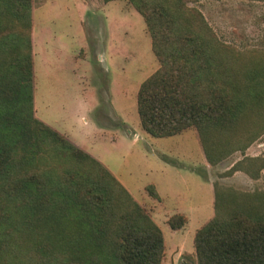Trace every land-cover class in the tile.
Wrapping results in <instances>:
<instances>
[{
  "label": "trees",
  "instance_id": "1",
  "mask_svg": "<svg viewBox=\"0 0 264 264\" xmlns=\"http://www.w3.org/2000/svg\"><path fill=\"white\" fill-rule=\"evenodd\" d=\"M128 1L159 63L136 93L142 130L161 138L193 128L212 166L243 151L264 115V49L243 59L188 6L195 0ZM32 28L33 0H0V249L8 264H162L163 233L145 208L35 116ZM255 158L232 168L254 177L247 165ZM145 191L158 198L152 184ZM213 193L215 214L193 237L196 264H264V191L214 183ZM185 220L175 214L167 224L177 230Z\"/></svg>",
  "mask_w": 264,
  "mask_h": 264
},
{
  "label": "rangeland",
  "instance_id": "2",
  "mask_svg": "<svg viewBox=\"0 0 264 264\" xmlns=\"http://www.w3.org/2000/svg\"><path fill=\"white\" fill-rule=\"evenodd\" d=\"M188 6L203 16L220 42L234 48L243 59L258 57L259 49H264V0H195ZM33 12L34 31L39 41L37 49L38 52L43 50L42 57L47 56V46H44L48 41L47 33L65 51L61 61L57 60L50 68L47 60L44 66L39 65V104L44 112L43 117L38 111L39 117L47 121V85L58 75L67 88L63 92L65 101L60 102L62 108L54 101L56 106L48 108L49 115L62 118L74 127L77 140L85 135L86 143L93 144L96 156L121 179L135 198L141 202L149 199L145 186L162 174L157 153H170L174 161L185 162L186 159L178 156L177 142L171 145L167 139L155 138L139 125L136 93L140 83L159 67L143 17L128 0H33ZM81 23L85 37L82 47ZM74 50L90 62L84 67L83 103L79 102L82 94L74 85L71 74L73 59L69 53ZM36 64L38 69L39 61ZM90 86L97 90L100 99V106L92 112L89 110L93 104ZM263 117H255L252 131L258 135L243 151H234L213 166L196 161L195 173L182 171L179 177L173 172L176 194L167 201L170 204L181 198L186 205L199 211L200 218L192 221L190 226L213 218L214 183L241 192L264 191V128H261L263 123L260 121ZM96 120L110 127L106 134L94 130ZM191 135L187 132L180 137L186 138L187 144L191 145ZM113 137L118 140L116 145ZM244 157H258L247 165L253 169L254 177L243 169L232 168ZM168 203H165L167 208ZM143 207L148 212V206ZM161 228L168 242L163 264H196L192 228L177 247L168 241V235L177 236L168 224L161 223ZM0 251V264H8V251L4 247Z\"/></svg>",
  "mask_w": 264,
  "mask_h": 264
},
{
  "label": "crops",
  "instance_id": "3",
  "mask_svg": "<svg viewBox=\"0 0 264 264\" xmlns=\"http://www.w3.org/2000/svg\"><path fill=\"white\" fill-rule=\"evenodd\" d=\"M81 27V37H80V47L84 46L85 44V37H84V32H83V24H80ZM35 25H34V12H33V28H32V45H33V107H34V113L35 116L43 121L45 124L50 126L51 128L55 129L58 131L60 134L65 136L69 141H71L73 144L77 145L80 148H83L87 152H89L92 156H94L97 160H99L102 164L104 162L101 161L100 158L96 156L94 153V146L93 144L86 143V136H80V140H77L75 138V132H74V127L69 126V124L65 123L62 118L59 119V117H55L54 119L49 115L48 113V108H53L54 106V101H57L58 107H63L60 102L63 100L65 101V97L63 92L67 90L66 86L61 83L62 79L58 75H55L54 79L51 80V84L47 85V121H45L43 118L39 117V114H41L44 117V112L41 111L40 109V104L39 101L41 100L40 93L41 91L39 90V65L44 66L45 61L47 60V64L52 66L53 63H57V60L59 62L61 61L62 53L65 51L62 50V45H59L57 41H54V37L52 35L47 33L48 41L47 45L45 44L44 46L47 48V56L46 58L42 57L41 52L43 50L40 49L38 52V45L39 41L36 40V35H35ZM78 50V49H77ZM74 50L70 54V58L73 59V65L71 66V74H72V79L74 85L80 89L81 94L83 93V78H84V67L87 66L88 64L90 65L89 60H86V58L80 54H78L79 51ZM38 55L40 58H38ZM68 55V54H67ZM36 61H39L38 64V69H37V64ZM48 67V66H47ZM91 89L93 90V104L89 108L91 112L94 109H97L100 106V99L97 94V90L95 88L93 89L92 86H90ZM83 94L80 98V103H83ZM39 111V114H38ZM140 125V124H139ZM94 130L102 131L105 134L107 131L110 129L109 126H104L102 124H99L97 120L94 123ZM89 129V128H87ZM90 130V129H89ZM88 130V131H89ZM92 130V129H91ZM187 132H191V137L193 139V143L191 145L187 144V141L185 140L186 138L180 137L186 134ZM135 137H138L137 135ZM197 138V144H196V139ZM156 138V137H155ZM175 138H182V140L175 139ZM158 139H167L169 140L171 145H174L175 142L178 143L179 146H177L179 157L183 156L185 157V162H180V161H174L172 157H170V153L167 154L165 152H159L157 153V161H160L159 163V170L161 171V175H158L157 177L153 178L149 184H152L157 192L158 198H152L150 197L149 199L145 201H139L135 196L131 193V191L126 187V185L121 181L120 178L116 176V174L107 167V169L121 182V184L130 192V194L133 196V198L139 202L142 206H148V212L151 216V218L156 222V224L160 227L163 233V238H164V244H165V249L167 247V239L164 236V230L161 228V223L167 224V220L169 217L175 214H181L184 215L186 222L184 225L177 230H172L170 227L171 232H174L177 236L173 235L170 236L168 235V241L170 240L171 243L174 246H178L181 244L182 238L184 237L185 233L192 228L191 234L192 240L195 234V231L197 228L202 226L205 222H201L200 224L196 226H190V223L192 221H195L196 219L198 220L200 216L198 215V212L195 211V207H192L190 205H186L185 201L181 198H178L177 202H172L168 203L167 199L170 196H174L176 192L174 191V178H173V172L177 173V176H181L182 171H185L186 173H195L196 171V161L201 162L204 166H208L207 161L205 159V156L203 154V151L201 149L199 139L197 136L196 131L193 128H189L187 130L182 131L179 134H175L169 137H161ZM113 144L116 145L117 138L115 139L113 137ZM197 148V150H196ZM147 186V185H146ZM165 203H168L169 208L166 207ZM177 237V238H176ZM183 252V249L181 252L178 253V256H180ZM193 249L189 251V253L192 254ZM166 258H163L162 264L165 262ZM172 261V260H171ZM174 262V260H173Z\"/></svg>",
  "mask_w": 264,
  "mask_h": 264
}]
</instances>
